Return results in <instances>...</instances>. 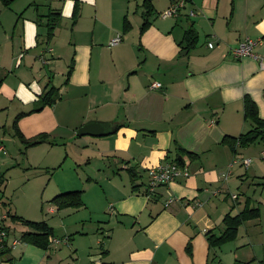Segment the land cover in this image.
<instances>
[{
	"label": "crops",
	"instance_id": "0c3cea01",
	"mask_svg": "<svg viewBox=\"0 0 264 264\" xmlns=\"http://www.w3.org/2000/svg\"><path fill=\"white\" fill-rule=\"evenodd\" d=\"M176 1L14 0L4 6L0 0V172H8L14 158L3 154L2 140L9 135L19 140L13 123L22 115L18 127L27 139L47 133L51 141L27 148L30 157L36 149L47 155L35 164L52 173L71 155L77 166L85 163L84 169L97 162L94 177L87 175L82 189L52 188L50 213L63 210L50 202L55 195L83 190V209L88 192L102 194L98 187H104L103 209L109 211L86 223L69 212L75 208H66L59 238L67 236L68 242L44 249L21 240L30 228L11 219L20 214L3 195L0 228H6L8 247L0 248V264L223 263L207 234H221L226 214L240 213L252 198V187L262 183L259 164L245 168L240 146L234 150L226 138L254 127L245 117L246 97L264 119V67L250 56L236 59L229 50L245 37L261 39L255 51L264 63V0H188L178 16L161 17ZM147 6L152 11L142 31ZM54 12L60 14L59 23L48 39V16ZM190 27L198 34L191 49L184 41ZM118 34L122 41L111 45ZM154 82L161 87L152 88ZM51 87L59 89L60 98L33 111ZM92 121L115 130L78 136L79 128ZM59 147L62 152L51 163L48 156ZM165 162L187 165L190 176L148 196V169ZM226 172L230 175L224 180ZM44 207L39 214L21 215L46 220L57 236L43 216ZM260 219L245 221L239 232L243 227L258 231ZM232 243L236 246L238 238ZM262 260L264 244L262 251L236 256L229 264Z\"/></svg>",
	"mask_w": 264,
	"mask_h": 264
},
{
	"label": "rangeland",
	"instance_id": "374dc122",
	"mask_svg": "<svg viewBox=\"0 0 264 264\" xmlns=\"http://www.w3.org/2000/svg\"><path fill=\"white\" fill-rule=\"evenodd\" d=\"M2 142L5 147V152L3 154L12 155L14 158L12 159L11 165H9L11 167L7 172L8 180L6 181V186L2 187L0 190V197L4 195V201L6 203H12L13 212L14 209H16L20 215L23 214L26 217L28 215L33 216L35 213L39 214V212H41V206H45L43 216L54 225L57 235L56 237H60L63 233L62 224L65 220L64 217L68 211L65 210V208L59 213H50V203L47 202L50 199L48 196L51 197V195H53L50 191L52 188H55L54 191H56L65 185H71V187H80L82 189L88 178L87 175L94 177L95 171L97 170V168H95L97 167V162L94 161L91 167L84 169L83 167L85 163L82 166H77L74 162L73 155L70 154L71 156H69L64 164H62V166L57 169H53L51 173V171H48L49 169L42 168L39 166L40 164H35L38 163L37 161L47 159V155L44 152L41 153L36 151L38 149L33 150L31 151L30 157L28 154V149H26L21 141L12 135L7 136V138L3 139ZM62 147H59V149H54L50 156H48L51 163H54V161L58 159V152H62L58 150H61ZM239 151V153H241L240 157L242 159H253L254 162L252 167L259 164L257 170L260 177H258V180L262 183L254 185L252 190H250V195L252 196V198H250V205L261 209V219L259 223L260 228H258L257 231L255 227H249L248 232H246L245 228L243 227L240 232L238 231L237 237L234 240L214 246V249L216 248L218 251H220V254L223 258L222 264H229V262L233 263L236 261V256L243 257L248 254H252L253 252L262 251V246L264 244V159L261 157V153L264 151V140H258L246 147H240ZM64 157L65 154L62 156V158ZM17 162L20 164L16 165ZM9 166L6 167L8 168ZM78 175L83 177V179H75ZM73 180L79 181L76 184ZM98 188L99 189L96 188V191L102 192L100 196L96 197L94 191H90L86 194L85 197L87 208L75 209L78 211L70 209L69 212L72 213L71 210H73L74 212H77L72 213L74 217H84L86 220L88 219L86 223H89L90 217H93L95 220L97 217L109 215V211L103 209V201L105 199V195L103 193L104 187ZM242 199H244V197H242ZM91 212L94 214L93 216H90ZM66 219L68 218L66 217ZM237 238V245L243 243L248 247H246V249H242L243 246L237 248V245L235 246V244L232 243ZM233 246L235 247L233 248ZM237 249L240 250L236 253Z\"/></svg>",
	"mask_w": 264,
	"mask_h": 264
},
{
	"label": "trees",
	"instance_id": "16d2710c",
	"mask_svg": "<svg viewBox=\"0 0 264 264\" xmlns=\"http://www.w3.org/2000/svg\"><path fill=\"white\" fill-rule=\"evenodd\" d=\"M13 1L14 0H1L4 6H9ZM146 1L150 2V0ZM151 11L152 8L150 6H147V11L144 13L145 21L142 26V31L145 30L149 25L147 18ZM76 15L77 12L75 11L74 18L76 17ZM59 16L60 14L55 12L48 16V39L54 35V30L59 23ZM129 26L130 25L128 21L125 20L124 30L127 31L129 29ZM184 41L186 48L191 49L197 45L198 34L194 27H190L185 32ZM70 73L71 70L68 72V79ZM59 98V89L51 87L40 96L33 111H40L45 106L54 104ZM21 116L22 115H18L15 118V121L13 123V129L15 136L19 138V140L24 144L26 149L28 147L40 145L48 141L51 143L49 135L47 133H41L33 138L27 139L18 127V121ZM245 117L246 119H249L254 123V127L250 131L240 134L237 137L226 138V141L233 147L234 150H236L235 144L237 141L240 142V147H246L252 143H255L258 140H264V119H261L259 117L257 106L250 97L245 98ZM7 180V172H0V189L6 183ZM83 193V190H72L62 192L55 195L50 202L54 204L58 210H62L65 208L79 209L85 205L83 200ZM250 203L251 202L248 199L246 201L244 209L238 214H226L223 220L225 227L221 234H207L208 241L211 247L218 246L225 242L234 240L237 237L240 226L245 221L258 218L260 216V209L258 207L250 205ZM11 219L14 221H18L26 227L30 228V230L22 233L21 240L23 242L30 243L44 249H48L50 247V238L55 236V234L54 229L48 224L46 220L32 221L16 214H13L11 216ZM0 229L6 231L5 227H1ZM260 264H264V260H262Z\"/></svg>",
	"mask_w": 264,
	"mask_h": 264
},
{
	"label": "built area",
	"instance_id": "2783aa9c",
	"mask_svg": "<svg viewBox=\"0 0 264 264\" xmlns=\"http://www.w3.org/2000/svg\"><path fill=\"white\" fill-rule=\"evenodd\" d=\"M188 0H178L174 3H172L169 8L164 10L160 13L161 17L167 18V17H175L178 16L180 11L186 7ZM196 11L190 10L189 15L195 16ZM122 41V34H118L116 37H114L110 44L111 45H117ZM261 39H252L249 37H245L242 39L239 44L229 50L230 54L236 58H242L244 56H250L252 58L260 60V64L262 67H264L263 58L260 54H258L255 49L261 44ZM208 46L212 48L214 46V42L210 41L208 43ZM53 49H48V51H52ZM41 61L46 64L48 63L47 58L43 54L41 56ZM152 88H158L161 87L160 82H154L151 85ZM240 142L237 141L235 144V147H239ZM262 157L264 158V151L261 153ZM253 159L252 158H245L242 159V164L245 168H249L252 164ZM232 166V164L230 165ZM190 169L187 165H181L178 162H165V163H159L157 165L151 166L148 169V181H147V195H153L156 190L161 186L169 185L178 179L182 177H188L190 176ZM230 175V172H226L222 175L224 180H227ZM232 198L236 199L237 195L232 194ZM201 203H196L195 206H200ZM8 236L7 232L3 229H0V248L2 250L6 249L8 247V244L6 242V237ZM17 240L13 241V245L17 244ZM64 242H68V237L59 238L56 236H53L50 238V245L52 244H62Z\"/></svg>",
	"mask_w": 264,
	"mask_h": 264
},
{
	"label": "water",
	"instance_id": "95a60500",
	"mask_svg": "<svg viewBox=\"0 0 264 264\" xmlns=\"http://www.w3.org/2000/svg\"><path fill=\"white\" fill-rule=\"evenodd\" d=\"M187 53V51L185 52ZM115 129L112 128L111 132H113ZM107 126L101 122V121H92L89 123H86L81 128H79L77 134L78 136H85V135H91V136H105L109 133H111Z\"/></svg>",
	"mask_w": 264,
	"mask_h": 264
}]
</instances>
